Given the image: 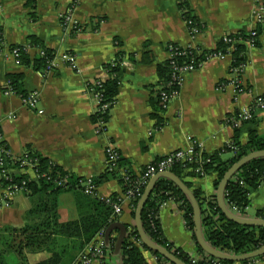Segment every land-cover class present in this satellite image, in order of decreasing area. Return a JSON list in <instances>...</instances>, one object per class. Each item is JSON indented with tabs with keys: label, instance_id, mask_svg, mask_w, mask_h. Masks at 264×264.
Instances as JSON below:
<instances>
[{
	"label": "crops",
	"instance_id": "1",
	"mask_svg": "<svg viewBox=\"0 0 264 264\" xmlns=\"http://www.w3.org/2000/svg\"><path fill=\"white\" fill-rule=\"evenodd\" d=\"M181 2L202 24L198 33L189 32ZM263 5L264 0H0V32L5 44L26 46L33 37L58 59L55 71L41 73L0 56L2 142L14 158L33 150L77 178L98 179L106 167L104 148L110 143L129 171L139 175L152 161L187 148L189 139L198 142L207 154L222 149L235 135L241 144L251 132L264 139V112H256L237 133L227 123L228 117L250 105L255 96L264 95V22L256 21ZM65 18L70 19L67 26ZM253 29L258 30V38L255 48H247L244 93L236 98L230 58H213L183 74L178 94L167 108L155 109L154 92L160 87L157 68L168 60L167 45L210 51L223 36ZM64 53L75 58L76 69L60 61ZM27 54L34 57L36 50L29 49ZM118 54L123 57L118 93L105 133L96 134L92 117L97 104L89 85L108 79L104 68L115 62ZM9 74L22 75L24 92L38 93L36 109L24 107L16 95L4 94ZM26 173L34 177L30 170ZM185 180L191 184L190 190H200L204 197L215 194V175L187 176ZM96 187V198L120 199L122 212L115 222L133 226L129 201L118 180L106 178ZM43 198L41 194L29 197L24 193L9 197L0 186V201L10 203L0 205V231L31 223L26 213ZM55 198L60 223L78 221L93 211L92 197L66 191ZM249 200L243 214H233L264 220L257 217L264 216V181L249 193ZM158 219L164 238L174 250L189 257L201 255L186 228L180 203H164ZM111 236L117 237L118 231H111ZM98 240L96 234L89 245ZM141 252L146 264H160L150 251ZM65 253V264H77L78 254L73 250ZM50 256L39 252L27 258L29 264H36ZM260 257L251 264H264V255ZM102 264H119L118 256L106 255Z\"/></svg>",
	"mask_w": 264,
	"mask_h": 264
},
{
	"label": "trees",
	"instance_id": "2",
	"mask_svg": "<svg viewBox=\"0 0 264 264\" xmlns=\"http://www.w3.org/2000/svg\"><path fill=\"white\" fill-rule=\"evenodd\" d=\"M180 10L183 12L186 20L191 21L193 26L201 30L203 27L202 24L190 15L184 2L180 3ZM262 21L264 22V14ZM256 31L258 32V30ZM249 38V33L240 32L228 34L220 39L213 50H201L200 54H196L194 49L189 48L186 52L177 55L172 60L165 61L157 68L160 87L167 92H171L174 89L179 91L180 86H176V88L175 86H167L168 82L171 80L172 62L179 66L190 63V60L201 63L203 61L205 62L204 59L206 56L220 53L230 55L232 67L246 63L247 50L243 41ZM257 38L255 45H257ZM0 39L3 40L1 32ZM232 41L234 42L232 43ZM8 48L18 50V64L26 68H31L34 71H40L41 73L45 72L47 61L55 57L52 51L44 48L43 45L33 37L28 38V44L26 46H8ZM27 48L36 50V55L30 57L26 52ZM38 50H42L44 55L42 56L39 54ZM121 59H123V57L121 54H118L115 62L105 66L104 69L109 76L106 81H100L99 86L89 85L93 93H97L101 96L102 103L110 104V109L118 93V84L123 70L119 66L121 64ZM6 82H8V85L4 91L12 92L16 96L28 94L22 90V75L9 74L6 77ZM160 91L161 90L158 89L154 92V107L157 110H162L159 100ZM100 119L108 121L109 110L102 114L95 113L92 117L94 123ZM252 120L243 123L240 127L233 130L237 133ZM230 142L231 145H225L222 149L212 154L203 152V154H201V164H196L195 162L176 164L172 167L171 173L179 178L189 190L191 189V184L185 180L187 176L201 178L206 175H215L213 183L215 190L214 195L204 197L200 190H191L200 210V223L203 238L208 245L217 251L226 254L244 255L254 252L264 245V228L244 226L227 219L218 208L216 192L225 173L232 165L252 152L264 150V139L251 132L245 144L238 142L237 135H235ZM5 148L7 149L6 146ZM26 154L35 162L34 171L37 177L29 178L27 173L20 171L22 167L19 161L12 163L9 156H4L3 159L6 168L13 170L10 172V180L4 181L2 176H0V186L4 188L8 185H21L22 182H25L24 194L29 197L41 194L45 196V198L26 213V218L30 219L31 223H27L20 228H9L0 231V264H29L27 256L39 252H48L51 256L36 264H65V252L73 250L75 255H79L96 234L98 235L101 233L102 238H104L106 228L116 221L117 216L113 213L112 208L105 202V199L101 200L96 198L95 195H88L83 192L81 184L85 179L77 178L67 173L61 167L33 150H27ZM226 154H229L230 157L225 158L224 156ZM116 165V170L108 171L105 169L101 177L92 180L97 186L106 178H115L120 183L122 193L124 194L132 189L131 186L134 181L137 180L138 175L129 171L127 163L121 156L117 160ZM198 168L199 170L201 169L202 172H196ZM118 169H123L125 171L128 181H125L124 178L121 177ZM60 181H65L62 187L57 185V182ZM262 181H264V158L254 159L239 168L229 179L224 189L223 199L226 208L232 214H243L250 204L249 193L256 190ZM143 188L142 186L140 187V194H143ZM66 191H73L87 197H92L94 199V201H91L92 213L90 215H82L78 221L60 223L56 212L57 203L55 196L60 192ZM139 195L131 198L129 202L130 215L133 220L135 219V209L140 199ZM109 199L111 202H118L119 200L117 196H112ZM169 200L181 204L186 228L192 234L197 251L201 254L200 259L196 261V263H191L190 257L187 254L178 249L174 250L173 246L166 241L161 232L158 213L160 207ZM257 217L264 219V216H261V214H257ZM141 225L144 233L152 242L166 248L182 262L186 264L207 263L202 259L204 258V253L195 239L192 207L186 196L169 180L159 179L155 183L142 209ZM126 230L127 233L118 254H114L116 237L111 236L110 232L108 237L109 241L105 249L107 255L118 256L119 264H146L141 249H147L141 244L134 224L133 226H126ZM150 253L156 257L160 264H169L168 261L158 254L152 251H150ZM258 259H261V257L239 263L219 261V264H251Z\"/></svg>",
	"mask_w": 264,
	"mask_h": 264
},
{
	"label": "built area",
	"instance_id": "3",
	"mask_svg": "<svg viewBox=\"0 0 264 264\" xmlns=\"http://www.w3.org/2000/svg\"><path fill=\"white\" fill-rule=\"evenodd\" d=\"M258 13L256 15V21L258 23H262V17L264 14V5L261 6L258 9ZM64 25H68L70 23L69 18L64 19ZM186 25L191 34H196L200 30L196 28L195 26L192 25V22L189 20H186ZM74 28V27H73ZM250 38L248 40L243 41L244 44L246 45L247 48H255V42L257 38V31L251 30L249 32ZM234 41H232L233 43ZM30 48L26 49V52L29 51ZM189 48H182L177 45H167L166 46V52L168 53V60H172L174 57H176L179 54H182L183 52H186ZM196 51V54H200L201 50L198 48H192ZM38 53L41 54L42 56L44 55V52L42 50H38ZM0 55L1 56H6L14 59L16 63H18V50L17 49H11L8 48V46L5 44V42L0 39ZM230 58L231 62V57L229 54H213L205 57V61L209 59H223L226 57ZM58 60L56 56L47 61V66L45 67V73L52 72L53 70L57 69L58 67ZM60 61L69 66L71 69H76V61L75 58L68 54L64 53L61 54L60 56ZM191 62L188 64L184 65H176L175 63H171L172 66V71H171V80L168 82L167 86H180L181 85V77L183 74L190 73L197 68L201 66V63H196L194 60H190ZM124 65H128L126 62L123 63ZM245 69V63L240 64L238 66L232 67L230 65V75H231V85L235 89L236 93V98L240 94L244 93L246 89L242 86V75ZM8 85V82H6L5 88ZM100 81H96L92 83V86H99ZM161 91L159 93V100H160V105L162 110L166 109L168 106L169 101L175 97L178 94V91L176 89L170 91H164L162 88H159ZM92 91V90H91ZM5 95H14L12 92L9 91H4ZM22 105L24 107H27L29 109H36V106L39 103V95L37 92L33 91L28 93L27 95H22L18 96ZM94 99L96 100L97 103V109H96V114H102L108 112L110 110V104L109 103H102V98L100 95L97 93H94ZM256 112H264V95H257L255 96L250 105L241 107L235 114L232 116L228 117L227 123L232 129H236L240 127L243 123H246L250 120H252L256 114ZM38 114H41L42 111L38 110ZM95 124V132L97 134H103L106 131V125L107 121L104 119H100ZM226 145H231V142H228ZM201 154H203L201 145L196 142L195 140L189 139V145L185 149H178V150H173L169 152L167 155L152 161L151 163L147 164L145 168L141 171V173L138 175L137 180L134 181L133 185L131 186L132 189L124 193L125 199H127L129 202L131 201V198L135 197L136 195H139V190L140 187H144L143 190L145 189L148 181L155 176L156 174H161L164 172H171V169L173 166L176 164H186V163H193L195 162L196 164H201L202 163V157ZM104 155H105V164L108 171H113L117 169V160L120 157L119 152L112 146V144H107L106 147L104 148ZM4 156H9L12 163L19 161L20 165L22 168H20V171L24 170H30L33 173L34 177H37L35 171H34V166L35 162L24 152L21 154L19 157L14 158L12 155L9 154V151L5 148L3 142H2V136L0 133V176L6 180H10V172L13 169H8L6 168V165L4 163ZM198 166V165H197ZM186 168V167H185ZM187 169V168H186ZM119 174L121 177L124 178L125 181H128V178L126 177V173L123 169H118ZM196 172H202V170L199 168L196 169ZM65 184V181H60L57 182L58 186H63ZM24 185L25 182H22L21 185H8L7 187H4V191L9 197H12L16 194L23 193L24 192ZM83 192L88 195H95V190H96V185L94 184L93 180L91 178H85L83 183L81 184ZM142 194L139 196L141 197ZM101 200L105 199V202L112 208L113 213L116 216H119L122 212L121 209V201L120 199L118 202H111L109 198H99ZM234 212H236L234 209H232ZM237 213V212H236ZM240 215V214H238ZM99 240L92 244V245H87L83 251L79 254L78 259H77V264H93V262H100L101 264L105 261L106 259V245L104 243V240L102 238V234H98ZM139 244V243H138ZM204 261H206V264H219V260L210 258L207 255L203 256ZM200 259L199 257H190L191 263H196ZM170 264V263H169Z\"/></svg>",
	"mask_w": 264,
	"mask_h": 264
},
{
	"label": "water",
	"instance_id": "4",
	"mask_svg": "<svg viewBox=\"0 0 264 264\" xmlns=\"http://www.w3.org/2000/svg\"><path fill=\"white\" fill-rule=\"evenodd\" d=\"M257 158H264V150L262 151H256L248 154L247 156L243 157L240 159L237 163L232 165L229 170L225 173L223 179L221 180L217 192H216V199H217V205L218 208L221 210V212L227 217V219L240 224L244 226H250V227H260L264 228V220H259V219H245V218H240L234 214H232L225 206L224 204V199H223V194H224V189L229 181V179L241 168L243 165L247 164L248 162L257 159ZM159 179H166L172 182L188 199L192 210H193V224H194V235L196 242L202 252L209 256L210 258L217 259L219 261H226V262H243L246 260H251L258 258L260 256L264 255V245L259 248L258 250L244 254V255H234V254H226L220 251H217L213 249L210 245L206 243V241L203 238L202 232H201V223H200V210L198 207V204L191 192L186 185L179 179L177 178L174 174L171 172H164L161 174H156L153 176L147 183L142 196L140 197L136 209H135V219H134V227L136 228L137 234L139 236L141 244L149 251H152L155 254H158L162 258H164L166 261H168L171 264H186L182 262L180 259H178L172 252L167 250L164 247H161L154 242H152L144 233L141 225V213L142 209L151 194L155 183ZM113 230L118 231V236L116 237L115 244H114V254H118L122 245V242L126 236L127 230L126 226L120 222H113L111 223L105 230L104 232V243L107 246L108 241H109V235L110 232Z\"/></svg>",
	"mask_w": 264,
	"mask_h": 264
},
{
	"label": "rangeland",
	"instance_id": "5",
	"mask_svg": "<svg viewBox=\"0 0 264 264\" xmlns=\"http://www.w3.org/2000/svg\"><path fill=\"white\" fill-rule=\"evenodd\" d=\"M253 30H255L256 31V29H253ZM246 46V45H245ZM249 49H252V48H249ZM246 50H247V47H246ZM1 56V55H0ZM95 100V99H94ZM95 102H96V100H95ZM97 104V103H96ZM96 109H97V107H96ZM111 109H112V107H111ZM110 109V110H111ZM110 110H109V112H110ZM95 125V124H94ZM95 127V126H94ZM97 134V133H96ZM26 171H29V170H24V171H21V172H24V173H26ZM4 190V189H3ZM142 196V195H141ZM13 197V196H12ZM0 205H4V206H8V205H10V203H8V202H1L0 201Z\"/></svg>",
	"mask_w": 264,
	"mask_h": 264
}]
</instances>
